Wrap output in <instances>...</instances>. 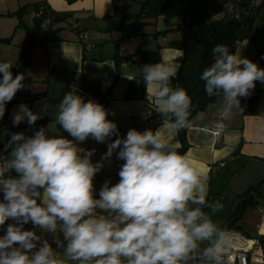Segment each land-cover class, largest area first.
<instances>
[{"label": "clouds", "instance_id": "obj_1", "mask_svg": "<svg viewBox=\"0 0 264 264\" xmlns=\"http://www.w3.org/2000/svg\"><path fill=\"white\" fill-rule=\"evenodd\" d=\"M212 53L214 61L200 79L207 96L221 97L222 105L220 119L204 131L219 140L225 121L234 110H243L241 98L251 95L257 81L264 83V68L225 44H217ZM13 67L10 61L0 62V118L25 87L24 75H14ZM177 71L178 66L167 63L142 67L149 107L159 114L167 136L159 128H133L119 137L108 110L85 101L75 89L55 106V123L73 139L50 134V125L31 136L11 135L5 144V152H11L0 154V226L14 222L0 236V264H229L230 234L212 218L224 206L208 201L210 177L174 142L181 130L192 127L191 97L171 84ZM40 118L21 104L13 124L27 121L31 126ZM113 136L95 163V149L79 146L88 138L103 143ZM114 154L123 161L119 180H106L97 198L94 178ZM29 222L33 230H25ZM37 229L51 234L63 251L57 252Z\"/></svg>", "mask_w": 264, "mask_h": 264}, {"label": "crops", "instance_id": "obj_2", "mask_svg": "<svg viewBox=\"0 0 264 264\" xmlns=\"http://www.w3.org/2000/svg\"><path fill=\"white\" fill-rule=\"evenodd\" d=\"M38 1L40 0H0V16H7L22 6ZM261 1L255 0L257 4ZM46 5L50 10L65 15V19L54 26L61 28L62 39L35 47L29 52L26 66L20 71L24 75L25 87L16 93L10 105L6 104L5 114L0 120L13 124V117L19 106L26 104L33 112L40 113L41 118L38 120H48L50 134L73 139L55 123V106L66 92L75 89L85 101L93 100L108 110V119L117 124L119 137H125L128 130L133 128L141 132L159 128L161 134L167 136V130L160 127L162 121L159 114L149 107L142 79V67L147 63L136 60L141 53L158 51L160 58L157 63L176 65L179 69L182 52L169 44L179 37L175 29L188 11L189 4L177 3L165 14L148 23L122 18L126 13L138 10V3L132 0L118 5H114L112 0H46ZM24 27L21 30L23 41L13 43L11 35H0L1 39L10 38L9 42L0 43V62L10 61L15 69L23 60L22 46L27 39L28 25L25 24ZM17 30L16 28L14 32ZM155 31L160 33L156 37L153 35ZM254 32L253 40H245L236 47L235 52L241 53L242 57L252 59L258 49H264V12L255 20ZM82 35L85 37L81 38ZM116 56L121 58L118 71L115 67ZM127 56H133V59ZM49 70H65L73 72L74 76L70 82L47 83L45 76ZM15 73L18 74L19 71L16 69ZM125 76L136 80L127 79ZM81 77L98 85L110 82L107 103L82 90L78 86ZM256 86L264 87V83L257 81ZM127 91L129 97H125ZM45 105L52 107L44 112L42 108ZM221 105L222 98L218 97L204 111L191 117L192 127L187 129L188 148L185 152L193 166L210 177L208 201H219L224 206L222 211L212 217L219 225L228 218L238 196L264 179V90L259 94L256 111L243 113L234 110L232 118L225 121L226 131L219 140H214L204 129L211 128L220 119ZM13 132L15 130L11 127L1 129L0 144ZM116 138L117 136H113L103 143L88 138L79 146L84 149H97L98 162L107 151L108 143ZM174 142H178L180 146L178 135L174 137ZM122 163L115 154L110 163L105 162L104 168L94 178L97 198L106 180H110L112 184L118 182V171ZM213 167L217 168L216 172H212ZM204 210L209 211L207 208ZM53 248L60 251V248Z\"/></svg>", "mask_w": 264, "mask_h": 264}, {"label": "trees", "instance_id": "obj_3", "mask_svg": "<svg viewBox=\"0 0 264 264\" xmlns=\"http://www.w3.org/2000/svg\"><path fill=\"white\" fill-rule=\"evenodd\" d=\"M74 1V0H67ZM129 0H112L114 5L125 3ZM138 3V10L134 13H126L122 16L123 19H136L140 23H148L156 20L159 16L165 14L169 8L180 2H187L189 9L183 15V19L177 25L175 31L179 37L170 42V46L182 52L177 74L172 78L171 84L173 87H182L186 89L192 100L191 117L201 111H204L207 106L218 97L209 98L204 90V82L200 79L202 71L210 66L214 61L212 49L217 44H225L235 52L239 43L245 40H253L255 37L254 24L257 17L264 12V0L257 4L255 0H222L221 3L212 7L209 10L203 9V0H132ZM28 6H22L16 13L21 14L23 9ZM42 9V18L33 17V22L30 27H27V39L22 46V57H28L29 52L38 46L46 45L49 42L62 39L60 35V27H54L55 24L65 19L64 14L56 13L50 10L45 1H38L33 4V13ZM46 20L47 24L42 25V20ZM160 33L154 32L156 37ZM10 38H0V43L9 42ZM85 45V44H84ZM85 47V46H84ZM132 58L133 56H127ZM159 52L141 53L139 62L157 63L159 61ZM260 68H264V49H258L252 59ZM121 58L115 57V67L118 71ZM27 63V62H26ZM16 68L20 74L22 67L20 64ZM16 69L13 67L14 75ZM15 70V71H14ZM74 76L73 72L65 70H49L45 76V82H70ZM78 86L96 96L98 99L107 103L109 100V90L101 92L98 84L88 82L81 77ZM264 90V87H255L249 97L242 99V112L254 113L258 106L259 94ZM125 97H129L127 91ZM12 101L7 104L10 105ZM4 121V120H3ZM8 122V121H7ZM48 120H37L34 125H28L27 121L21 122L19 125L8 122L7 127H11L15 132H23L26 136H31L40 127H47ZM5 127H0V130ZM12 133V134H13ZM11 134V135H12ZM11 135L7 140L0 144V154L7 155L5 152V144L10 140ZM187 129H183L178 133L180 146L178 151L184 154L188 148L187 144ZM264 201V179L255 186L248 188L243 194L238 196V199L233 203L231 212L228 218L220 226L226 230L237 229L241 231L239 224L242 214L246 207H258ZM242 232V231H241ZM260 242L264 243V237H259Z\"/></svg>", "mask_w": 264, "mask_h": 264}, {"label": "rangeland", "instance_id": "obj_4", "mask_svg": "<svg viewBox=\"0 0 264 264\" xmlns=\"http://www.w3.org/2000/svg\"><path fill=\"white\" fill-rule=\"evenodd\" d=\"M220 1L221 0H203V9L209 10L212 7L218 5ZM33 4L34 3L29 4V6L23 9L22 13L19 15L16 12H11V14H7V16H0V35H3V33H6L7 37H10L11 35L13 43H17L16 41H23V31L21 30L25 28V24L28 25V27L32 25L33 18L31 16V13H33ZM16 28L18 30L14 32ZM239 224L241 226L242 232H240L242 234L240 232L238 233L245 236L246 238L257 240V243L251 253L252 259L250 264H260V257L264 256V243L260 242L259 239L261 231L262 229H264V201H262L258 207H246ZM27 226L29 230H33L34 228L31 222H29ZM37 234L43 235L44 238L52 243L53 247H56L51 234L42 233L39 229H37ZM62 251L63 249L60 248V251L58 252Z\"/></svg>", "mask_w": 264, "mask_h": 264}, {"label": "built area", "instance_id": "obj_5", "mask_svg": "<svg viewBox=\"0 0 264 264\" xmlns=\"http://www.w3.org/2000/svg\"><path fill=\"white\" fill-rule=\"evenodd\" d=\"M41 1H45V0H41ZM42 12L43 11L40 8L39 11L32 13V17L41 19ZM45 24H47V21L44 19L42 20V25L44 26ZM84 37H85L84 35L81 36V38ZM110 87H111L110 82H102L99 85V90L101 92H106L109 90ZM7 126H9L7 121L0 120V127H7ZM92 149L95 148H89L87 150H92ZM96 153H97V149H95V152L91 157L93 163L96 162ZM220 166H222V164H220ZM216 170H217L216 167L212 168V172H216ZM13 222H14L13 220L9 219L4 226H0V236L5 234L7 225ZM24 228L25 230H28L26 224L24 225ZM227 231L229 232L231 237V246L226 256V259L229 261V264H250L252 259L251 253L257 243V240L246 238L245 236L241 235L242 233L237 229H230ZM238 232H240L241 234ZM260 236L264 237V229H262ZM260 264H264V256L260 257Z\"/></svg>", "mask_w": 264, "mask_h": 264}, {"label": "water", "instance_id": "obj_6", "mask_svg": "<svg viewBox=\"0 0 264 264\" xmlns=\"http://www.w3.org/2000/svg\"><path fill=\"white\" fill-rule=\"evenodd\" d=\"M20 66H21V67H25V66H26V57L23 58L22 62L20 63ZM14 146H15V145H13V147H14ZM10 152H11V148H10L8 154H9ZM8 154H7V155H8Z\"/></svg>", "mask_w": 264, "mask_h": 264}]
</instances>
